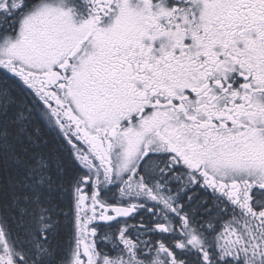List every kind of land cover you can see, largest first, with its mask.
I'll list each match as a JSON object with an SVG mask.
<instances>
[{
  "label": "snow or ice",
  "instance_id": "1",
  "mask_svg": "<svg viewBox=\"0 0 264 264\" xmlns=\"http://www.w3.org/2000/svg\"><path fill=\"white\" fill-rule=\"evenodd\" d=\"M0 264H264V0H0Z\"/></svg>",
  "mask_w": 264,
  "mask_h": 264
}]
</instances>
